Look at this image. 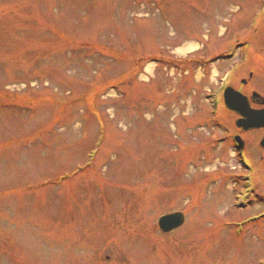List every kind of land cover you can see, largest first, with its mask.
I'll list each match as a JSON object with an SVG mask.
<instances>
[{"label":"rangeland","instance_id":"obj_1","mask_svg":"<svg viewBox=\"0 0 264 264\" xmlns=\"http://www.w3.org/2000/svg\"><path fill=\"white\" fill-rule=\"evenodd\" d=\"M262 11L0 0V264H264V157L220 108L235 60L203 63Z\"/></svg>","mask_w":264,"mask_h":264},{"label":"flooded vegetation","instance_id":"obj_2","mask_svg":"<svg viewBox=\"0 0 264 264\" xmlns=\"http://www.w3.org/2000/svg\"><path fill=\"white\" fill-rule=\"evenodd\" d=\"M263 18L264 14L250 16L244 28L246 33L241 41L237 40L234 43L223 44L222 46H225V48L221 52L208 55L203 59V63L208 64L218 59L223 60V62L231 59L235 60L230 64L233 70L227 82L225 97H222V109L228 122L229 142L231 146L235 147L234 143L237 137L246 155H248L250 147L255 146L259 148L260 157H264V146L262 145L264 143ZM233 35L235 36L234 32L231 33V36ZM239 96L243 100L239 99ZM235 99H238L239 102H235ZM231 106L236 108L238 112L232 110ZM248 111H253L254 115L257 116L256 127L249 126V123H247L248 116H246V113Z\"/></svg>","mask_w":264,"mask_h":264},{"label":"water","instance_id":"obj_3","mask_svg":"<svg viewBox=\"0 0 264 264\" xmlns=\"http://www.w3.org/2000/svg\"><path fill=\"white\" fill-rule=\"evenodd\" d=\"M225 94H226V92H225ZM239 99L243 100V98L240 96H239ZM234 101L239 102L238 99H235ZM227 102H228V100H227ZM230 108L233 110H237L236 108H234L232 106ZM246 116H248L247 123H249V126L256 127L257 116L252 115V113L249 111L246 113ZM251 116H252V118H251ZM263 145H264V143H263ZM183 222H184L183 214L181 212H173V213L161 216L158 220V225L163 232H169V231L181 226L183 224Z\"/></svg>","mask_w":264,"mask_h":264},{"label":"bare ground","instance_id":"obj_4","mask_svg":"<svg viewBox=\"0 0 264 264\" xmlns=\"http://www.w3.org/2000/svg\"><path fill=\"white\" fill-rule=\"evenodd\" d=\"M191 48V46H187L185 50H190Z\"/></svg>","mask_w":264,"mask_h":264}]
</instances>
